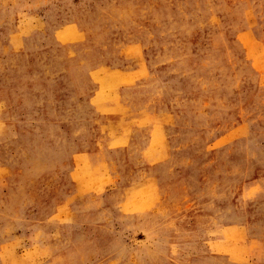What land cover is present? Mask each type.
<instances>
[{"label": "rangeland", "instance_id": "1", "mask_svg": "<svg viewBox=\"0 0 264 264\" xmlns=\"http://www.w3.org/2000/svg\"><path fill=\"white\" fill-rule=\"evenodd\" d=\"M0 264H264V0H0Z\"/></svg>", "mask_w": 264, "mask_h": 264}]
</instances>
